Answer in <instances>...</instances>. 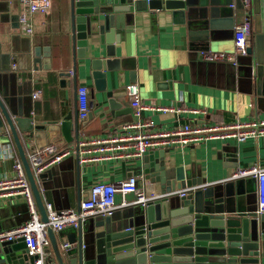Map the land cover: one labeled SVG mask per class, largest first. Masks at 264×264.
<instances>
[{"label": "crops", "instance_id": "0c3cea01", "mask_svg": "<svg viewBox=\"0 0 264 264\" xmlns=\"http://www.w3.org/2000/svg\"><path fill=\"white\" fill-rule=\"evenodd\" d=\"M148 1L140 0L137 5L133 3L132 12L116 15L112 28L114 42L109 46L114 53L110 59L117 61L118 68L103 70L106 78L104 91L96 89L90 65L95 57L105 58V45L99 47V54H94L93 46L99 43V38L88 36L84 56L74 59L69 0H51V9L47 14L33 16L34 31L30 36L31 50H40V66L50 65L51 68L33 72L30 81L25 77V72L18 69L17 63H12L10 73L16 79L0 81L4 82L0 87L3 94H0V98L5 100L8 111L15 107L16 115L31 116L38 123L60 122L69 114L73 119L78 113L77 90L85 86L88 89V112L84 120L78 117L77 130L71 126L72 141H66L55 126H47L41 132L39 140L47 144L57 142L62 147L89 137L121 133L122 126L133 120L125 94V87L132 83L139 86L144 104L173 109V112L165 113L152 110L143 112L144 119L153 120L160 129L184 125H227L264 119V97L257 101L254 83L251 89L244 56L232 57L231 62H206L200 57L202 51L233 54L234 25L243 19L240 3L233 0V7H212L205 19L185 17L180 22L173 18L171 11L151 9ZM253 2L249 46L254 44L256 36H264V0ZM20 12L19 0H0V44L3 52L8 50L9 36L20 33L12 28ZM73 60L76 62L75 68ZM13 64L16 69L12 68ZM2 74L5 73L0 71V78H3ZM37 90L41 95L34 100L32 94ZM108 101L118 105V108L111 109ZM19 134L25 148L30 143L35 144L34 137L21 131ZM73 156L48 168L45 171H48V175L43 181L37 179L45 207L51 205L56 210L76 208L95 182L113 183L129 177L137 178L139 185L146 181L153 182L159 193V182L163 180L164 172L171 173L174 168L181 167L187 180H196V184L175 192L192 187L205 190L232 184L227 190L236 205L240 209L257 211L256 181L253 178H228L237 168L251 165L264 168V136L243 142L227 139L187 146L174 145L149 150L143 157L132 160L82 163ZM16 158L20 160L4 125L0 129V178L14 175ZM122 199L132 203L134 195L127 194L122 198L116 194L117 205L121 204ZM26 211L23 199L0 201V229L4 231L25 223ZM130 211V207L118 208L114 218L122 217L127 222L131 219L128 216Z\"/></svg>", "mask_w": 264, "mask_h": 264}, {"label": "water", "instance_id": "95a60500", "mask_svg": "<svg viewBox=\"0 0 264 264\" xmlns=\"http://www.w3.org/2000/svg\"><path fill=\"white\" fill-rule=\"evenodd\" d=\"M138 2L140 0H69L73 58L84 56L88 36L99 38V43L93 46L94 54H99V47L105 45V58L95 57L90 65L97 90L106 91L103 70L118 68L117 61L110 59L114 53L109 46L114 42L112 28L116 15L132 12L133 3L140 4ZM232 2L149 0L148 5L151 9L171 11L173 18L182 22L185 17L205 19L212 7H230ZM14 20L16 24L12 28L19 30L18 16ZM8 41L7 51L3 52L0 44V71L5 73L0 81L16 79L10 73L12 63H17L18 69L23 70L30 81L33 72L51 68L50 65L40 66V50H31L30 36L16 33L10 35ZM245 58L247 80L251 89L255 84L258 101L264 97L263 35L256 36L254 44L247 48ZM73 61L75 68L76 62ZM3 83L0 82V87ZM73 84H76L75 78ZM4 101L0 98V129L5 125L10 133L39 219L46 223L47 212L42 194L26 158L25 144L19 131L34 137L35 146L40 149L47 145L46 141L39 140L47 126L57 127L64 139L71 142L70 129L71 126L78 129V113L73 119L69 114L60 122L38 123L31 116L16 115L15 107L9 112ZM108 104L111 109L118 108L111 101ZM74 157L79 161L78 152ZM160 164L162 166V162ZM47 175L48 171L38 178L43 181ZM159 183L162 196L144 206L129 205L131 211L128 216L131 219L127 222L122 217L115 219L113 214L110 217L89 218L80 222L77 228H66L58 233L50 227L46 228L49 249L44 264H264V214L240 209L227 190L232 184L188 191L184 197H179L175 191L196 184V180H187L181 167L174 168L171 173L164 172ZM28 219L27 214L26 221ZM63 238L67 243L64 248L60 242ZM0 264H33V258L27 256L25 244L20 239L0 244Z\"/></svg>", "mask_w": 264, "mask_h": 264}, {"label": "built area", "instance_id": "2783aa9c", "mask_svg": "<svg viewBox=\"0 0 264 264\" xmlns=\"http://www.w3.org/2000/svg\"><path fill=\"white\" fill-rule=\"evenodd\" d=\"M243 12V19L234 25L233 54L224 52L202 51L200 57L206 62H231L232 57L245 56L249 47L251 33L250 10L252 0H237ZM21 12L18 16L19 32L24 36H31L34 31L33 16L45 15L51 9V0H19ZM233 7V5H231ZM16 69V65H12ZM125 94L133 120L122 126V131L113 136L89 137L77 140L70 146L62 147L57 142H52L43 148H37L35 144L26 145V158L30 164L32 173L36 179L48 168L60 164L63 160L78 152L82 163H95L100 160H132L143 157L149 150L167 148L174 145L187 146L208 140L234 139L243 142L249 138L264 136V119H250L227 125H184L173 129L157 128L154 121L144 119L146 110L173 112L172 108L144 104L141 101L140 90L137 84H128ZM41 92L34 91L32 99L38 100ZM88 89L80 86L77 90L78 117L82 121L88 112ZM199 113L200 110H190ZM77 148V150H76ZM74 157V156H73ZM14 175L10 178H0V201L20 198L23 199L29 219L13 228L0 231V244L22 239L25 244L26 254L33 258V264H44L49 249V241L46 237V228L50 227L55 233L66 228H77L80 222L89 218L110 217L118 208L128 207L130 204L146 205L150 201L160 198L162 195L154 188V183L146 181L139 185L137 178L129 177L123 181L113 183L95 182L88 195L79 204V208L56 210L47 205V222L42 223L36 211L32 193L24 174L22 164L17 158L13 164ZM253 178L257 183V215L264 214V168L251 165L237 168L229 180ZM196 187L184 191L174 192L179 197H184L188 191H195ZM116 194L122 198L127 194L134 195L132 203L122 199L121 204L115 202ZM67 243L62 241L61 247Z\"/></svg>", "mask_w": 264, "mask_h": 264}]
</instances>
